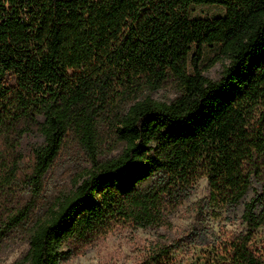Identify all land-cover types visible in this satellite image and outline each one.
<instances>
[{
    "label": "trees",
    "instance_id": "16d2710c",
    "mask_svg": "<svg viewBox=\"0 0 264 264\" xmlns=\"http://www.w3.org/2000/svg\"><path fill=\"white\" fill-rule=\"evenodd\" d=\"M203 4L226 14L192 18ZM213 44L229 60L217 79L202 65ZM168 83L173 99L148 95ZM69 143L88 165L15 264H60L112 222L170 226L202 176L201 220L244 203L246 229L212 244L220 264H264L252 244L264 226V0H0V246L36 217ZM253 175L262 189L243 202ZM175 247L153 246L144 264Z\"/></svg>",
    "mask_w": 264,
    "mask_h": 264
},
{
    "label": "rangeland",
    "instance_id": "374dc122",
    "mask_svg": "<svg viewBox=\"0 0 264 264\" xmlns=\"http://www.w3.org/2000/svg\"><path fill=\"white\" fill-rule=\"evenodd\" d=\"M226 10L222 5H192L190 15L192 18H211L226 14ZM228 62L219 44L205 46L202 65L208 77L219 78L224 65ZM148 95L157 100L168 101L176 96V90L168 83ZM30 139L32 138H28ZM110 143L109 139L105 151L108 150ZM121 149V146L115 148L107 155H116ZM87 165L83 151L74 143L66 144L45 176L44 189L35 212L36 217L3 241L0 246V264H15L25 256L29 249L30 228L36 219L44 218L57 198L73 189L75 181L84 173ZM261 189V182L253 175L250 189L243 202ZM209 191V178L202 176L194 183L189 198L171 214L170 226L143 229L112 222L92 239L83 252L73 253L60 264H144L152 247L157 244L176 245L161 264H220L224 259L223 255L213 248L212 244L217 239L225 240L232 232L246 229V224L242 220L244 203L234 209L218 208L216 212L207 213L205 219L201 220L192 206L199 199L207 198ZM20 198L28 199L29 193L24 192ZM252 244L264 252V226L256 232Z\"/></svg>",
    "mask_w": 264,
    "mask_h": 264
}]
</instances>
